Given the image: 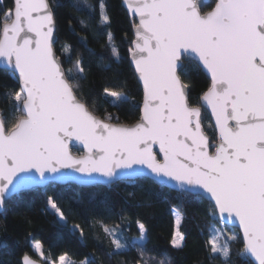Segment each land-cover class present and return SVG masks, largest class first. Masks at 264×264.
I'll list each match as a JSON object with an SVG mask.
<instances>
[{
  "label": "snow or ice",
  "instance_id": "obj_1",
  "mask_svg": "<svg viewBox=\"0 0 264 264\" xmlns=\"http://www.w3.org/2000/svg\"><path fill=\"white\" fill-rule=\"evenodd\" d=\"M125 4L139 20L129 52L143 85L142 113L132 126L98 119L77 97L73 70L65 72L53 49L55 21L48 0H12L0 14V67L19 83L18 91L3 94L15 119L10 128L0 112V206L10 191L34 179L33 172L42 180L46 173L72 169L92 179L99 174L107 182L136 176L174 181L179 190L214 201L213 215L218 212L221 221H237L243 232L242 256H250L248 264H264V0H216L203 14L201 0ZM74 6L81 11L97 5L80 0ZM98 7L97 24L105 28L110 18L103 2ZM111 52L119 58L115 46ZM185 61L202 66L210 77L199 106L190 105L181 78L187 75ZM84 72L83 60L77 59L75 76L82 79ZM105 92L117 102L127 99L117 91ZM209 110L215 143L203 128ZM71 141L86 154L73 156ZM49 204L63 219L51 197ZM181 223L177 212L171 239L177 249L185 239ZM137 226L140 235L133 240L123 236V225L104 227L114 246L109 256L136 248L143 258L147 229L140 221ZM210 231L211 252L229 257V241L236 237H224L215 227ZM34 250L44 258L40 242ZM22 264L37 262L25 255ZM58 264L72 262L61 255Z\"/></svg>",
  "mask_w": 264,
  "mask_h": 264
},
{
  "label": "trees",
  "instance_id": "obj_2",
  "mask_svg": "<svg viewBox=\"0 0 264 264\" xmlns=\"http://www.w3.org/2000/svg\"><path fill=\"white\" fill-rule=\"evenodd\" d=\"M56 24L54 50L61 59L66 73L73 70L74 84H78L77 97L92 113L105 121L117 124H133L140 117L142 90L129 62V49L133 40L132 25L121 0H88L95 8L78 11L74 6L80 0H48ZM105 4L110 24L100 28L97 24L100 9ZM201 7V12L212 8ZM12 0L0 2V14L11 7ZM85 20V24H81ZM112 34L111 41L108 33ZM111 46L119 50V58L113 56ZM68 47V51H64ZM83 60V78L75 76L74 64ZM187 75L181 74L189 87V102L199 105V97L210 82L193 61H186ZM117 91L126 100L114 101L105 89ZM19 90L12 73L0 68V112L7 117L6 128L15 122L10 105L3 95ZM16 116L19 113L15 114ZM109 116L113 119H107ZM203 121L204 131L216 142L215 130L207 112ZM78 154L77 151H74ZM52 198L64 213V218L50 209ZM0 214V264H21L22 255L28 254L45 264L56 262L65 255L72 264H248L242 256L243 244L235 228L220 223L213 215L212 205L198 195L177 192L158 186L148 178L119 180L112 184L79 187L73 184H50L44 188L18 193L7 200ZM174 212L182 216L180 231L185 239L181 248H173L175 231ZM137 221L147 229V252L141 258L136 248L112 252V238L104 231L123 225L127 240L139 237ZM213 224L223 225L236 233L230 243V256L223 258L211 252L208 244ZM40 242L44 258H39L33 243ZM155 257V260H151Z\"/></svg>",
  "mask_w": 264,
  "mask_h": 264
},
{
  "label": "water",
  "instance_id": "obj_3",
  "mask_svg": "<svg viewBox=\"0 0 264 264\" xmlns=\"http://www.w3.org/2000/svg\"><path fill=\"white\" fill-rule=\"evenodd\" d=\"M0 2H2V0H0ZM212 0H207V2L205 3V0H201V3H202V7L206 6V5H209L211 4ZM49 3V1H48ZM215 3H216V0H214V4L212 6V8L215 6ZM121 5L122 7L124 8V10L126 11L128 17L130 18V20L132 22H134V24L138 23L139 20H138V17H135L133 14H130L129 11H128V8H127V5L125 4V0H121ZM49 6H50V3H49ZM51 8V6H50ZM211 8V9H212ZM211 9H209L208 11H211ZM206 11V12H208ZM206 12H201L202 14L203 13H206ZM134 24L132 25V35H133V40L135 39V34H134ZM55 33H56V24H55V30H54V41H55ZM132 40V41H133ZM131 46H132V43H131ZM54 49V47H53ZM55 51V50H54ZM56 53V52H55ZM57 56V54H56ZM129 62H130V65L133 69V72H134V75H135V78L138 82V84L140 85L141 87V90H142V100H141V105H140V116H141V113H142V107H143V85H142V82L139 81V78H138V74L136 73L135 71V66L132 62V59H131V55H130V52H129ZM58 59H60V57L57 56ZM61 60V59H60ZM186 62V61H185ZM195 63V62H194ZM196 64V63H195ZM62 66V65H61ZM1 69H4L2 67H0ZM201 69V71L206 75V77L208 78L209 82H210V77L209 75L207 74L206 70L203 69L202 66L199 67ZM5 70V69H4ZM7 71V70H6ZM18 81V80H17ZM19 84V83H18ZM186 84V83H185ZM187 85V84H186ZM189 89V87H188ZM191 105V104H190ZM191 106H199V105H191ZM89 109V108H88ZM90 111V109H89ZM91 112V111H90ZM207 114L209 115V118L211 120V124L214 128V120L211 118V113H210V110L207 112ZM93 115H95L93 113ZM98 119H101L103 120L104 122L106 123H111V122H108V121H105L104 119H102L101 117L95 115ZM140 119V117H139ZM139 119L134 122L133 124H129V125H126V124H117V123H112L114 125H125V126H132V125H135L137 122H139ZM206 135H208L206 132H205ZM216 134V132H215ZM210 138V137H209ZM211 140V138H210ZM70 149H71V152L73 154V156H76V157H82L84 156L86 153L84 151V148L81 144H79L78 142L76 141H71L70 142ZM74 151H77L78 154H76ZM155 151H159L158 147L155 148ZM162 158V157H160ZM139 167V166H137ZM20 175H27V174H20ZM46 179H41L39 177L38 174L36 173H32V176L34 177V179L29 182L26 186L22 187L21 189H19L18 191H15V192H9L8 195L6 196L5 198V202L7 200H9L11 197H13L14 195L18 194V193H21V192H25V191H30V190H33V189H37V188H44L50 184H55V185H68V184H73V185H76V186H79V187H91V186H96V185H102V186H106V185H109V184H112L116 181H119V180H128V179H118V180H115V181H112V182H107L102 176H100L99 174H93L96 178L95 179H92V178H89L87 175H84V174H81V173H77L75 171H73L72 169H61L59 173H46ZM139 178H148L150 180L153 181V179L147 177V176H136L134 179H131V180H135V179H139ZM167 178H165L166 180ZM154 184L158 185V186H163V187H166L168 189H171L173 191H177V192H185V193H189V194H192V195H198L196 193H193V192H186V191H181L179 190L176 186H175V182H171V183H165V182H154ZM201 193H202V190H201ZM200 197H202L204 200H206L207 202H209L213 209H214V201H211L209 198H207V196L205 195H198ZM5 204V203H4ZM4 204L2 206H0V214H2L5 210V207H4ZM216 218L217 220L222 223L223 225H227L229 227H232V228H235L237 231H238V234H239V237L241 239V242L243 244V252H245V248H244V243H243V232L242 230H240L239 228V224L237 221H228L227 223L221 221L220 219V216H219V213L216 212ZM25 255H28V254H24L22 255L21 259H20V263L22 264V261H23V257ZM29 256V255H28ZM31 259L35 260L37 262V264H42L39 260L37 259H34L33 257L29 256ZM249 260H251L250 256L248 257ZM252 264H254V261L252 262Z\"/></svg>",
  "mask_w": 264,
  "mask_h": 264
},
{
  "label": "rangeland",
  "instance_id": "obj_4",
  "mask_svg": "<svg viewBox=\"0 0 264 264\" xmlns=\"http://www.w3.org/2000/svg\"><path fill=\"white\" fill-rule=\"evenodd\" d=\"M50 206V205H49ZM50 209H51V211H54L55 212V210H53L52 208H51V206H50ZM177 212H174V221H175V214H176ZM213 227H215L216 229H218V230H220L222 233H223V236L224 237H227V236H235L236 237V233L234 232V231H229V230H227L223 225L221 226V225H217V224H213L212 226H211V229L213 228ZM175 229H176V226H175ZM212 235V232H210V236ZM111 237V236H110ZM112 238V237H111ZM210 238V237H209ZM232 242V240H230L229 241V246H230V243ZM34 244H35V242L33 243V249H34ZM211 247V246H210ZM34 252H35V250H34ZM36 253V252H35ZM36 255L39 257V258H41V259H43L39 254H37L36 253ZM219 255V254H218ZM68 259V258H67ZM53 264V263H52ZM54 264H58V259L56 260V262H54Z\"/></svg>",
  "mask_w": 264,
  "mask_h": 264
}]
</instances>
